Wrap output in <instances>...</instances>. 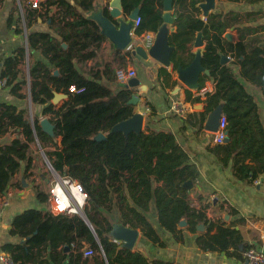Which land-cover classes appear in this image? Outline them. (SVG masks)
Wrapping results in <instances>:
<instances>
[{
	"label": "trees",
	"instance_id": "obj_1",
	"mask_svg": "<svg viewBox=\"0 0 264 264\" xmlns=\"http://www.w3.org/2000/svg\"><path fill=\"white\" fill-rule=\"evenodd\" d=\"M97 1L46 0L41 3L44 13L26 11V21L40 17L50 21L54 31L28 32L29 53L37 50L44 58L30 66L29 82L21 70L27 56L25 49L0 60V80L6 81L10 96L25 99L28 96L22 91L29 85L31 102L43 106L42 115L50 116L55 126V136L47 135L41 130L39 117L34 116L31 121L27 108L20 110L0 95V141L8 133H16L0 147V196L16 186L17 175L29 177L34 168L32 145L37 141L53 170L78 182L87 194L82 214L54 215L49 210V192L36 188L41 207L29 208L12 219L9 233L20 242L4 244L2 251L11 254L17 264H150L141 253L120 248L113 240L111 233L117 222L140 230L144 240L158 247H166L162 236L168 235L183 244L190 233L195 235L200 250L242 259L249 247L244 245L240 252L244 242L241 232L223 219L209 220L208 204L200 208L192 205L191 191L198 170L174 134L156 130L150 123L139 134L110 132L135 114V105L129 103L132 90L116 78L117 69L127 68L135 58L130 51L123 54L113 50L114 63L94 62L87 67L89 61L99 57L106 41L96 22L83 15L94 11ZM203 1L174 0L178 17L174 43L185 53L196 33L203 31L206 45L202 64L210 76L201 78L200 89L208 79L214 80L215 94L206 96L209 112L223 103L227 119L226 140L212 152L223 166L231 164L236 180L247 182L264 173L261 102L250 92V87H254L264 97V36H249L246 40L244 33L253 35L255 29L240 27L256 13L221 11L201 19L199 5ZM219 1L256 4L264 0ZM122 7L126 14L140 8L144 27L137 28V35L148 28L156 32L163 23V0H122ZM51 9L55 10L53 14ZM104 13L108 16L107 7ZM30 26L28 23V29ZM230 29L238 31L236 44L224 38ZM222 54L230 55L233 61L222 64ZM194 57L193 52H189L187 59L176 55L174 70L178 64L187 67ZM165 74L170 75L167 71ZM72 87L81 91L72 92ZM54 91L68 95L59 109L52 104ZM186 101L194 103L199 98L192 99L188 93ZM205 115L190 114L186 120L197 116L202 124ZM100 133L106 138L98 141L96 136ZM189 182L191 188L185 186ZM184 218L188 226L180 228ZM200 224L205 226V232L197 231ZM86 247L93 249V257H84ZM153 264L175 263L159 260Z\"/></svg>",
	"mask_w": 264,
	"mask_h": 264
},
{
	"label": "crops",
	"instance_id": "obj_2",
	"mask_svg": "<svg viewBox=\"0 0 264 264\" xmlns=\"http://www.w3.org/2000/svg\"><path fill=\"white\" fill-rule=\"evenodd\" d=\"M45 1L46 0H42V2ZM111 1L112 0H98L96 6L102 4L104 8H109L108 4L111 3ZM173 7L174 10L171 14L174 16L175 26L178 28V17L175 13L174 3ZM27 10L30 9L25 0H2L0 2V60L5 57L13 56L20 50L25 49L27 56L21 70L22 73L26 75L29 82L30 66L34 64L36 60H44V58L37 50L32 51V54L29 53L28 32H50L53 34L54 31L51 29L50 21H45L40 17H33L26 21L25 13ZM51 10L53 14L55 10ZM221 11L225 13L240 12L242 15L256 13L255 15H251L249 20L243 21L240 27L255 29L256 33L253 35L249 34V32L244 33L246 34V40H249V36H264V1L256 4H249L246 2L235 3L216 0V7L209 12V15ZM164 13L163 11V14ZM124 14L123 16L128 17L130 13L126 14L124 12ZM201 19L205 20L203 14L201 15ZM126 22H128V18ZM28 23L31 24L29 29L27 27ZM140 25L144 27V23ZM147 33H155V31L148 28V30L144 31L141 35ZM177 33L178 31L171 35L170 38L171 44L176 48L174 58L177 55L178 57L182 56L183 59H187L189 52L195 53L197 51V48L194 47V39L189 44L188 51L182 53L179 51L176 43H174V36ZM226 33H230L233 36V43L230 44L239 42L237 30L230 29ZM135 35L136 33L133 34V36L137 38ZM135 38L134 44L136 45ZM204 42L206 45L205 40ZM204 48L205 47L202 49L203 52ZM113 50L117 49L114 48L112 42L106 39L101 47L99 57L89 61L87 67H91L94 62H99L100 64L107 62L114 63L115 54ZM125 52L127 51H122L123 54H125ZM227 57L229 59L226 64H229L233 59L230 55H227ZM174 66V63H172L170 67L166 68L152 58L142 61L135 59L134 62L128 64L127 68L136 71V77L133 79L139 80L140 86L147 87L146 92H141L139 88L132 89V93L139 97L138 104L135 105V113L143 114L144 126L150 123L151 127L156 130L174 134L178 143L189 153L191 163L196 166L198 170V179L191 191L192 205L196 208H200L202 205L208 204L209 208L206 214L209 220L218 222L223 219L228 226L234 225L243 236L244 242L240 247V252H242L244 245L249 248L258 247L264 249V173L259 175L256 179L240 182L234 178L231 164L225 167L220 163V158L212 152V149L217 146L214 143L213 135L204 128L210 106L204 111L193 109L194 103L207 102V95L198 97L199 101L194 103L187 102L188 93H191L192 99H194V94H192L193 91L189 90L178 80V75L174 70ZM235 69L237 72L238 67H235ZM165 71L170 75L167 76ZM128 82L122 84L128 87ZM29 89V85L23 88L22 93L28 96L25 99L10 96V88L0 89V95L2 99L6 100L9 104L18 106L20 110L27 108L31 121L34 116L39 117V122L44 118L50 120V116L42 115L43 106L34 105L31 102ZM202 89H207V94L214 95V80L211 78L208 79ZM250 92L255 93L261 102L260 117L264 123V97L261 91L254 87H250ZM67 100L68 99H63L57 105L52 104L59 109ZM174 100L184 102L186 108H188V113L185 117L177 116L172 113L171 105ZM200 113L206 114L202 124L196 120L197 116L186 120L188 115H198ZM14 136H16V133H8L4 136L0 141V147L9 143ZM35 164L36 166L38 165L37 160H34V165ZM23 171L24 166L22 172ZM50 171H52L51 168ZM34 172L35 174H32ZM28 175V178H23L22 173L17 175L14 179V184L16 186L10 188V190L14 191V195L9 206L5 208L3 213L2 227L0 230V255L4 253L1 249L4 244L20 242L19 239L13 238L9 233L12 228V219L29 208H40L41 205L37 200L35 189L37 188L49 192L53 183L50 182L45 171L41 172L39 168L37 171H34V169L30 170ZM57 176L59 175L57 174ZM18 184L21 185L18 186ZM47 184L51 185L48 186ZM114 226H116V228L111 236L120 248H128L132 252L141 253L149 260L150 264L159 260L169 261L175 264H246L243 256L242 259H238L227 253L200 250L195 244V235L190 233H187L188 236L183 244L176 242L168 235L162 236L163 241L166 243V247H158L144 240L141 231L136 230L137 237L134 244L132 247H128L126 241L120 238L122 227L117 222ZM215 232L216 231L213 233ZM65 251H68V249L65 248ZM230 252L232 253L234 251ZM0 264H2L1 261Z\"/></svg>",
	"mask_w": 264,
	"mask_h": 264
},
{
	"label": "water",
	"instance_id": "obj_3",
	"mask_svg": "<svg viewBox=\"0 0 264 264\" xmlns=\"http://www.w3.org/2000/svg\"><path fill=\"white\" fill-rule=\"evenodd\" d=\"M174 0H163V14L162 20L163 23L158 31L155 32V39L152 46L146 50L142 46H133L134 44V36L136 30L133 32L134 21L139 18L140 8H135L128 17L123 15V7L122 0H112L111 3L108 4V16L104 13V7L102 4H98L94 11L90 13H83V15L88 19L96 22L99 26L101 34L112 44L114 48L120 51H130L131 55L137 59L138 61L148 60V58H152L157 61L164 67H170L173 62L174 54L176 48L173 44H171V35L175 34L178 31L177 26H175V18L172 16V12L174 10L173 7ZM199 7L203 12L204 18L208 17L209 12L214 10L216 7V0H204ZM128 18V22L126 19ZM224 38L227 39L229 43H233V36L230 33H226ZM63 47L66 48L67 45L63 44ZM194 47L197 48L195 52V57L190 62L187 67H183L181 64L177 65L176 72L178 75V80L184 84L189 90H198L201 85V78L205 76H210V71L204 68L202 64L203 59V47H205L204 42V33L203 31H198L194 38ZM228 57L224 54L221 55V63L226 64L228 62ZM175 65V64H174ZM55 75L58 74V71L54 72ZM129 89L139 88L141 92H146L147 87L140 86V81L137 79H132L128 82ZM54 97L52 99V103L57 105L61 100L67 99L68 95L59 93L54 91ZM139 101V97L135 94L132 95L130 104L137 105ZM209 107L208 102H197L193 104L194 110L204 111ZM224 114V104L220 103L217 107L212 109L206 119L205 122V130L209 133H216L218 131L220 125V119ZM41 130L45 132L47 135L54 137L55 136V126L51 123L48 118H44L39 123ZM34 127V126H33ZM145 127L144 126V116L141 113H135L132 117L127 120H124L118 124H116L112 129L111 133L114 132H122L125 135L129 133H141ZM35 129V127H34ZM106 136L103 133H100L96 136V140L100 141L105 139ZM43 155L46 161L49 164V167L53 172H55L52 168L51 163L47 160V157L43 151ZM56 173V172H55ZM186 187L191 188L192 184L189 182L185 185ZM88 225H90L89 221L86 220ZM91 226V225H90ZM121 226V225H120ZM186 218L182 219L179 223L180 228L187 227ZM122 227L121 230V239L126 241V245L128 247H132L134 241L137 237V231L130 229L128 227ZM116 226L113 227L112 233ZM198 232H205L206 228L204 225L200 224L197 226ZM96 236V234H95ZM97 238V236H96Z\"/></svg>",
	"mask_w": 264,
	"mask_h": 264
},
{
	"label": "built area",
	"instance_id": "obj_4",
	"mask_svg": "<svg viewBox=\"0 0 264 264\" xmlns=\"http://www.w3.org/2000/svg\"><path fill=\"white\" fill-rule=\"evenodd\" d=\"M29 9L33 12L44 13L45 9L42 7V0H25ZM141 24V18H137L134 21L133 32L137 30ZM136 45L133 46H142L144 49L148 50L155 39V33H147L141 36L135 35ZM135 43V42H134ZM141 44V45H140ZM0 55H1V46H0ZM136 77V71L131 68H119L116 71L117 81L120 83L128 82L129 80ZM6 81L0 80V89L5 88ZM72 92H78L81 90H76L74 87L70 88ZM194 98L200 96H205L208 93L207 89L192 90ZM171 111L177 116L185 117L188 113V108H186L184 102L180 100H174L171 105ZM226 127L227 119L225 115L220 119V125L216 133H211L213 135V140L216 145L223 144L226 140ZM14 191L8 190L4 195L0 196V230L2 227L3 213L5 208L10 204L11 199L13 198ZM50 205L49 210L54 215L64 214L67 216H73L77 214H82L84 206L87 201V194L83 190L82 186L73 180L70 177H61L57 176L53 181L50 189ZM95 255L93 249L86 247L84 249V257L91 258ZM243 258L246 261V264H264V249L263 248H248L243 252ZM0 261L2 264H17L14 262L11 254L1 253Z\"/></svg>",
	"mask_w": 264,
	"mask_h": 264
},
{
	"label": "rangeland",
	"instance_id": "obj_5",
	"mask_svg": "<svg viewBox=\"0 0 264 264\" xmlns=\"http://www.w3.org/2000/svg\"><path fill=\"white\" fill-rule=\"evenodd\" d=\"M32 151H33V156L35 155L34 160H37V164H38L37 166L36 164L34 165V168H33L34 171H37L38 168L41 172L45 171V173L48 175V179L52 183L53 180L57 177V173L50 171V168L48 166L49 164H47L48 162L46 161L43 155L44 150L42 149L39 141H37L35 144L32 145ZM32 174H35V172ZM47 185L50 186L51 184H47ZM255 248H258V247H255Z\"/></svg>",
	"mask_w": 264,
	"mask_h": 264
}]
</instances>
